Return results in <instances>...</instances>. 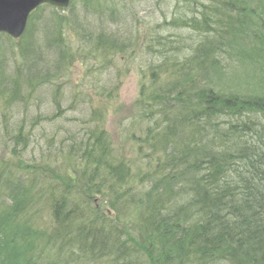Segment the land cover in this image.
<instances>
[{"label":"trees","instance_id":"trees-1","mask_svg":"<svg viewBox=\"0 0 264 264\" xmlns=\"http://www.w3.org/2000/svg\"><path fill=\"white\" fill-rule=\"evenodd\" d=\"M126 1L43 5L2 34L0 264H264V0H157L167 12L140 28ZM134 60L114 144L105 76ZM75 64L92 91L76 84L66 109L87 114L56 140L43 122L64 116Z\"/></svg>","mask_w":264,"mask_h":264},{"label":"rangeland","instance_id":"rangeland-1","mask_svg":"<svg viewBox=\"0 0 264 264\" xmlns=\"http://www.w3.org/2000/svg\"><path fill=\"white\" fill-rule=\"evenodd\" d=\"M157 0H140L138 3L139 4H134L133 0H127L126 3L128 4L127 7L129 8V10H132L138 15L139 17V28L142 27V25L147 24L148 22H151L153 20H156L158 18L161 17L162 13L161 11H165L167 12V10L165 9V6H162V8H158L157 4H156ZM131 4V6H129ZM64 14H68L69 15V11L64 12ZM47 16L46 11H44V13L41 14H36L34 15V22L32 25V28L35 29V34L38 36V34L42 33V29H41V21L43 19H45V17ZM146 29V28H145ZM40 39H42V35L40 36ZM78 40H75L72 44L77 43ZM7 39L5 36H1L0 35V45L3 48V46L7 49L9 46V43H7ZM19 43V42H18ZM1 53V52H0ZM2 55V54H1ZM1 57V56H0ZM55 57V54H54ZM14 59V58H13ZM26 60H29L28 58H26ZM13 62V61H12ZM123 62V61H122ZM138 61L134 60L133 63L132 61H128L126 63H121V62H116L112 68H110V71L107 73V75L105 76V78H109V83L110 87H116V89L118 90V96L116 99L111 100L110 104H109V114L107 115V121H106V130L108 131L109 134H111L112 139L114 141V144L117 143L118 141V133L119 130V121L117 122V120L119 119L118 117H123L125 119L126 114L124 116L123 112L120 111H116L118 109V107H121L122 109H129V107H131L132 105H134L135 100L138 98V94H139V87H140V80L141 78V70L140 68L137 67L136 63ZM125 68H128L127 71H125ZM83 66L79 65V64H75V66H73V68H71L72 72H70L69 78L68 79H62L59 82H64L66 83L64 85V83H61L62 86V92H64L63 97L65 98L61 103H62V109H64L61 112V115H64L63 117L59 116L60 118L54 122H43V126H44V130L45 133H52L54 130L57 129L56 132V140H60L62 137V130L58 129L57 127L59 126V124L61 123V125L65 126L64 123L62 122V120H64L65 118H71V117H77L79 119L84 118L86 116L87 113L80 111L79 109L76 110H72L70 109V111L68 109H66L69 105H70V100H71V93H74V89L76 84L79 86V89L82 92H85L84 90H87L88 92H91L92 89L90 90L89 87L86 86L83 78V70H82ZM119 71V72H117ZM117 72V73H116ZM117 74L119 76H117ZM76 92V90H75ZM78 93V92H76ZM50 96L48 97L49 100ZM97 104L98 102L95 101ZM43 107H44V111H46L47 114L51 113V114H55L57 113V109L54 108V105L51 103V101H48L46 103H43ZM99 106V105H98ZM89 109V108H88ZM16 110H20V106L18 107V109ZM15 110V111H16ZM60 110V109H59ZM55 112V113H54ZM30 113L33 115L37 114V111L35 108L31 107L30 109ZM20 113L16 114V119L18 120L19 123V118H20ZM13 124H15V122H13ZM76 124L71 122L69 124H67V128L71 129V127L73 128ZM42 129V126L39 128H36L37 133L39 134L40 130ZM117 134V137H116ZM43 141L41 142L42 145ZM9 144V143H8ZM9 145L2 147L0 146V157H3L5 159H8V149ZM32 151V150H31ZM38 149L36 151H34V153H37ZM124 153H128V149L126 147V149H124ZM25 155V154H24ZM29 154H26L25 157H23L24 159L28 158ZM37 157H39V155L37 154ZM9 160L13 161L14 164H19L20 166L25 167V165L21 162V160L18 161V159L16 158H10ZM39 163H42V160L39 161ZM98 202L97 199H95L93 202ZM105 212H111V210L109 208H104Z\"/></svg>","mask_w":264,"mask_h":264},{"label":"water","instance_id":"water-1","mask_svg":"<svg viewBox=\"0 0 264 264\" xmlns=\"http://www.w3.org/2000/svg\"><path fill=\"white\" fill-rule=\"evenodd\" d=\"M70 0H0V33L13 37L23 34L29 14L44 3L66 9Z\"/></svg>","mask_w":264,"mask_h":264}]
</instances>
